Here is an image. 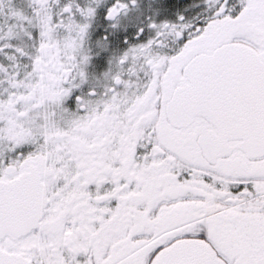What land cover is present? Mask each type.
<instances>
[{"label": "snow or ice", "instance_id": "6c2138e0", "mask_svg": "<svg viewBox=\"0 0 264 264\" xmlns=\"http://www.w3.org/2000/svg\"><path fill=\"white\" fill-rule=\"evenodd\" d=\"M0 264H264V0H0Z\"/></svg>", "mask_w": 264, "mask_h": 264}]
</instances>
